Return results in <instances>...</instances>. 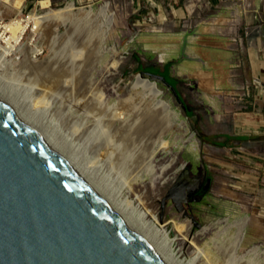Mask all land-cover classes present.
<instances>
[{
	"label": "rangeland",
	"instance_id": "374dc122",
	"mask_svg": "<svg viewBox=\"0 0 264 264\" xmlns=\"http://www.w3.org/2000/svg\"><path fill=\"white\" fill-rule=\"evenodd\" d=\"M0 3V22H47L26 24L19 52L0 59L2 99L179 264H264V142L225 138L235 111L251 112L242 89L260 87L264 0Z\"/></svg>",
	"mask_w": 264,
	"mask_h": 264
},
{
	"label": "water",
	"instance_id": "95a60500",
	"mask_svg": "<svg viewBox=\"0 0 264 264\" xmlns=\"http://www.w3.org/2000/svg\"><path fill=\"white\" fill-rule=\"evenodd\" d=\"M0 264L165 263L0 100Z\"/></svg>",
	"mask_w": 264,
	"mask_h": 264
},
{
	"label": "bare ground",
	"instance_id": "6f19581e",
	"mask_svg": "<svg viewBox=\"0 0 264 264\" xmlns=\"http://www.w3.org/2000/svg\"><path fill=\"white\" fill-rule=\"evenodd\" d=\"M1 4V3H0ZM43 6L47 7V3H42ZM52 9V7H51ZM50 9V10H51ZM48 10V8H47ZM52 12V11H51ZM54 14V13H53ZM56 15V14H54ZM64 15V13H60L58 14L59 17V21L62 22L64 21V19L62 18V16ZM20 21V22H18ZM13 22L11 25H7L6 26V33L7 34H11L12 38H11V43H10V47H4L2 44V40L0 41V50L4 51L5 53V57H9L11 55H13L14 53H18L19 52V48L22 46V40L24 39V37L26 36V34L28 33V30L26 32L23 31L24 26L26 24H31V22H35L36 23V28L35 30H39L40 28H43V26L47 23L46 18L43 19H30L29 21H23V20H18ZM58 21V22H59ZM30 26V25H29ZM28 26V27H29ZM21 27L22 31L20 32L19 30H17V28ZM27 29V28H26ZM24 32V33H23ZM35 33V32H34ZM33 59H35V57L30 60V63L33 64ZM35 61V60H34ZM29 62V60H28ZM30 66V65H29ZM32 67V66H31ZM117 65L114 64V68L116 69ZM47 69V70H46ZM46 73L48 75V72H50V68L46 67ZM42 71V70H41ZM40 72V71H38ZM51 73V72H50ZM52 74V73H51ZM55 78V77H52ZM58 78V77H57ZM68 84V82H67ZM135 89L140 88L142 89L144 92L147 93V95L149 96V98L151 97V99L153 101H158V97L154 94L153 90L150 89L148 87V84L146 82H135ZM42 89V88H41ZM138 90V89H137ZM0 100L6 104L18 117L19 119H21L32 131H34L37 135H39L50 147L51 149L57 154L59 155L61 158H63V160H65L73 169L74 171L82 178V180L84 182H86L88 184V186L90 188H92L100 197H102V199H104L106 201V203L108 204L109 208L125 223V225L134 233H136L139 237H141L149 246L150 248L164 261L165 264H179L177 262V260H174L173 258H170V256L168 255L167 251L163 248L162 245L156 244L154 239L148 236H146L144 230L138 229L135 227V225H133L130 221H128L125 217V215H127V213L129 212V210L125 209L121 204H117V203H112L111 201L107 200V198H105L102 193L100 192V190L98 188L95 187V185L88 180L87 177H84L83 175H81L75 168L74 165L71 164V162H69L60 152H58L56 149H54L39 133L38 129L35 128V126L33 124H30L28 119H26L22 114H20L13 106L10 105V103H8L7 101H5L4 99H2V96H0ZM154 116L156 117L155 120L149 121V126H157L158 124H160V117L164 116L166 113V110L163 109L161 106H158L156 108V110L154 112ZM151 116V115H150ZM163 118V117H162ZM170 118V117H169ZM117 121H122L124 120V118H121V116L119 118L116 119ZM176 121H178L176 119ZM161 125V124H160ZM159 126V125H158ZM174 126V124H173ZM147 128V127H145ZM162 128V127H160ZM174 128V127H173ZM151 129V128H150ZM177 129V128H176ZM181 129L184 133V136H189V131H188V127L185 123L181 124ZM181 129H179L181 131ZM148 130V129H147ZM191 134V133H190ZM183 139V136H181ZM185 138V137H184ZM182 141V140H181ZM185 146H191L194 147L196 145V140L194 139V137L190 136L188 137L187 141L184 142ZM112 155V154H111ZM167 170H165L164 172H166ZM163 172V173H164ZM176 194V193H175ZM180 194V193H179ZM177 198H181V195H177ZM183 230V229H182Z\"/></svg>",
	"mask_w": 264,
	"mask_h": 264
},
{
	"label": "crops",
	"instance_id": "0c3cea01",
	"mask_svg": "<svg viewBox=\"0 0 264 264\" xmlns=\"http://www.w3.org/2000/svg\"><path fill=\"white\" fill-rule=\"evenodd\" d=\"M49 3L51 2L49 1ZM252 59H254L256 67L253 80L255 83L258 82L260 87L255 86L251 90L242 89L247 95L242 94L241 99H248L247 101L250 104L251 112L245 114L241 113V109H237L233 114L235 117L232 123L235 133L227 134L225 138L228 143L233 142L235 145L242 143L259 144L260 142H264V57L258 59L255 55ZM241 75L243 79L248 78L247 68L244 74L242 73ZM235 96L239 97L240 95L235 94ZM240 102H244V100ZM243 152V149H235V153L240 155Z\"/></svg>",
	"mask_w": 264,
	"mask_h": 264
},
{
	"label": "built area",
	"instance_id": "2783aa9c",
	"mask_svg": "<svg viewBox=\"0 0 264 264\" xmlns=\"http://www.w3.org/2000/svg\"><path fill=\"white\" fill-rule=\"evenodd\" d=\"M7 25L8 24L6 23V21L0 22V41L2 40V44H3L4 47L9 48L10 47V43H11L10 40H11L12 36H11V34H7L6 33V26ZM25 40H26V38H24L22 40V42L24 43ZM4 55H5L4 51L0 50V59H2V61H3V57H5ZM39 56H41L40 53H39ZM6 60H8V59H6Z\"/></svg>",
	"mask_w": 264,
	"mask_h": 264
},
{
	"label": "trees",
	"instance_id": "16d2710c",
	"mask_svg": "<svg viewBox=\"0 0 264 264\" xmlns=\"http://www.w3.org/2000/svg\"><path fill=\"white\" fill-rule=\"evenodd\" d=\"M164 79L166 80L167 85H169V87H170L172 90L176 91V84L173 83L172 81H170L167 77H164ZM184 109H185V111L188 113L187 108L184 107ZM202 140H203L204 142H206V143H208V142L211 141V139H209V138H205V137H202ZM227 146H229V144H228Z\"/></svg>",
	"mask_w": 264,
	"mask_h": 264
}]
</instances>
